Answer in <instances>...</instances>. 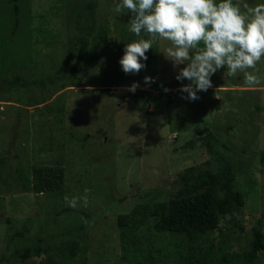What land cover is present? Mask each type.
<instances>
[{
    "label": "rangeland",
    "instance_id": "374dc122",
    "mask_svg": "<svg viewBox=\"0 0 264 264\" xmlns=\"http://www.w3.org/2000/svg\"><path fill=\"white\" fill-rule=\"evenodd\" d=\"M97 1L87 15L89 0H19L15 29L12 0H0V264L48 256L56 264H264V249L251 254L252 228L264 234V80L246 87L242 74L224 79L225 66L198 100L184 99L179 89L190 81L176 76L186 65L165 58L167 40L146 52L138 74H125L124 48L140 39L131 13L115 12L120 0ZM82 37L83 68L72 76ZM257 67L264 78V57ZM59 71L55 84L9 86ZM145 77L172 88L155 90ZM208 141L232 162L245 202L190 239L168 229V203L191 167H218ZM37 165L61 167L64 185L35 192ZM85 189L88 207L66 205Z\"/></svg>",
    "mask_w": 264,
    "mask_h": 264
},
{
    "label": "clouds",
    "instance_id": "9594fccd",
    "mask_svg": "<svg viewBox=\"0 0 264 264\" xmlns=\"http://www.w3.org/2000/svg\"><path fill=\"white\" fill-rule=\"evenodd\" d=\"M125 9L131 13L129 30L140 37L124 48L119 63L125 74H138L146 67L141 63L148 59L146 52L158 40H167L171 46L163 52L165 58L174 68L186 65L176 76L178 81H190L179 89L187 93L184 99L198 100L197 93L211 88V77L225 66L224 79L242 74L244 86L262 84L257 64L264 57V4L250 7L244 0H120L114 10L121 13ZM144 79L148 85L154 82L152 77ZM138 87L136 82L128 90L134 93ZM88 192L90 189H85L83 197L66 195L63 199L70 208H86ZM81 219L90 226L86 218Z\"/></svg>",
    "mask_w": 264,
    "mask_h": 264
},
{
    "label": "trees",
    "instance_id": "16d2710c",
    "mask_svg": "<svg viewBox=\"0 0 264 264\" xmlns=\"http://www.w3.org/2000/svg\"><path fill=\"white\" fill-rule=\"evenodd\" d=\"M19 0H12L15 16V29L19 24ZM97 0H89L86 6L87 15L92 14L97 6ZM105 40V37H99ZM87 49V38L82 37L77 49L75 59L69 70L72 76H77L83 68L84 55ZM62 71L50 74L46 77L28 80L17 76L9 81V86L19 82L24 88L46 83L55 84L62 80ZM152 88L164 90L172 88L169 81H156ZM147 92V91H146ZM188 144H192L189 142ZM207 148L212 158L218 163L213 166L195 171L191 167V177L176 191L168 203L167 226L170 231L185 233L190 239H196L199 234L216 229L221 215L234 214L244 205L245 199L235 182V170L232 162L220 154L219 150L207 142ZM264 161V153H263ZM65 172L59 166L37 165L33 169L32 185L37 193L51 192L60 189L64 185ZM127 221L126 217L120 216V224ZM253 247L251 254L264 249V234L259 225L252 228ZM40 264H56L53 257H45ZM160 264V263H151Z\"/></svg>",
    "mask_w": 264,
    "mask_h": 264
}]
</instances>
